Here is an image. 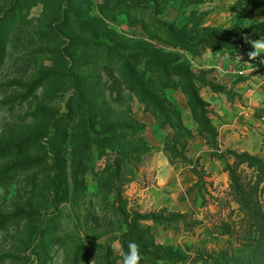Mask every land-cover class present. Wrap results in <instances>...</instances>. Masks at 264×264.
I'll use <instances>...</instances> for the list:
<instances>
[{"label":"rangeland","instance_id":"374dc122","mask_svg":"<svg viewBox=\"0 0 264 264\" xmlns=\"http://www.w3.org/2000/svg\"><path fill=\"white\" fill-rule=\"evenodd\" d=\"M260 37L264 0H0V264H264Z\"/></svg>","mask_w":264,"mask_h":264},{"label":"clouds","instance_id":"9594fccd","mask_svg":"<svg viewBox=\"0 0 264 264\" xmlns=\"http://www.w3.org/2000/svg\"><path fill=\"white\" fill-rule=\"evenodd\" d=\"M249 43L251 44L253 49L248 53V57L250 59H255L264 54V37H260L256 40H251L249 41ZM109 246L119 256L117 264H140L141 255L139 253L138 245L135 242L129 241L127 243V251L125 252L122 250V246L117 234V238L111 240Z\"/></svg>","mask_w":264,"mask_h":264},{"label":"trees","instance_id":"16d2710c","mask_svg":"<svg viewBox=\"0 0 264 264\" xmlns=\"http://www.w3.org/2000/svg\"><path fill=\"white\" fill-rule=\"evenodd\" d=\"M257 167H258V170H262V171H264V165H263V164H258ZM230 179H231V184H232L233 191H234L236 194H238V193L245 194V192H246V189H245V188H247V190L249 189V188L247 187V184H244L243 181L239 182V181L237 180L236 176H234L233 174H231ZM242 208L245 209L246 211L249 210V208H247V207L245 206V204H242ZM255 218H256V219H260L262 222H264L263 218L260 217L257 213L255 214Z\"/></svg>","mask_w":264,"mask_h":264},{"label":"built area","instance_id":"2783aa9c","mask_svg":"<svg viewBox=\"0 0 264 264\" xmlns=\"http://www.w3.org/2000/svg\"><path fill=\"white\" fill-rule=\"evenodd\" d=\"M262 73L264 75V64L262 66ZM261 106H262V109L264 110V94H263V96L261 98ZM261 120L264 121V117H261Z\"/></svg>","mask_w":264,"mask_h":264}]
</instances>
